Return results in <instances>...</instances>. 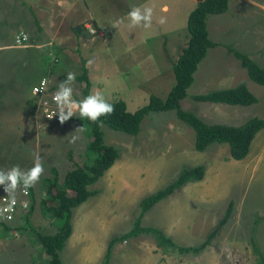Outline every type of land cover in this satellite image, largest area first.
<instances>
[{"label": "rangeland", "instance_id": "obj_1", "mask_svg": "<svg viewBox=\"0 0 264 264\" xmlns=\"http://www.w3.org/2000/svg\"><path fill=\"white\" fill-rule=\"evenodd\" d=\"M257 1L264 3V0ZM132 4L131 0H103L100 17L102 15V21L109 27L103 29V37L94 36L82 51L88 56L89 48L98 50L96 66L103 72L93 77L103 83L98 81L99 92L106 101L122 100L129 112L143 105L150 94L163 98L174 82L171 69L162 67L158 45L180 38L181 51L187 39L183 16H180V24L182 19L184 30L179 35L167 34L169 31L163 27L129 28L127 14ZM13 5L14 12L18 13L19 5L15 1ZM22 15L21 22L30 27V19L24 12ZM206 26L211 41L229 43L264 67V13L251 3L228 0L225 12L207 16ZM240 33H244L245 38ZM139 40L142 44H136ZM132 45L142 46L147 56L136 66L125 59ZM220 48L207 49L180 107L208 123L238 125L253 116L264 120V85L249 80L238 60ZM38 52L45 56L47 50ZM36 54L27 47L0 48V169L7 171L18 165L22 171H27L37 158L41 160L44 172L32 187L34 201L28 220L33 229L49 234L56 228L39 210L42 178L49 177L53 167L60 182L73 162L81 164L87 137L83 125L76 119L78 111L63 124L58 113L52 120L33 115L31 106L34 105L27 87L41 75ZM56 62L49 76L58 87L64 81L63 73L76 70L69 54H63ZM140 62L144 67L138 66ZM241 83L256 98L255 103L228 105L191 98L224 85ZM70 86L73 99L77 101L81 98L82 83L74 81ZM100 129L103 141L117 150L118 157L111 169L88 186L97 193L71 210V238H111L124 233L131 227L142 197L171 182L182 168L202 165L201 180L188 182L156 202L140 222L142 226L159 229L166 236L170 234L169 238L177 246H195L204 240L231 202L229 219L209 244L198 253L179 252L169 246H158L151 235L140 234L117 243L111 250L109 264H256L248 242L250 237L264 258V127L255 133L247 155L241 160L226 159V143H211L203 151H196L192 129L178 120L173 110L148 113L136 135L105 125ZM68 151L71 158L67 156ZM2 196H7L4 186H0V198ZM24 212L7 224L12 230L5 232L0 227V264H49L32 231L21 228ZM83 244L91 245L87 240ZM83 244L77 250L82 249ZM79 254L80 251H74L69 260L77 262Z\"/></svg>", "mask_w": 264, "mask_h": 264}, {"label": "trees", "instance_id": "obj_2", "mask_svg": "<svg viewBox=\"0 0 264 264\" xmlns=\"http://www.w3.org/2000/svg\"><path fill=\"white\" fill-rule=\"evenodd\" d=\"M195 1L194 7L188 12L186 18L185 31L187 39L185 45L181 48L180 54L171 66L174 83L163 98L150 94L147 101L132 112L126 110L125 103L120 99L107 101L114 106L115 111L111 115L101 116L96 124L86 118L82 119L80 115L76 118L83 125L84 134L87 137L82 153V163L73 162L71 167L64 172L60 182L58 181L56 169L51 167L50 176L42 178L40 185L43 195L39 199V210L42 216L47 217L51 225L56 228L55 232L49 234L40 233L30 226L28 218L32 211L31 204L34 201V197L32 188L27 190L29 203L22 215L24 224L21 228L24 229L26 227L32 231L43 255L48 257L49 264H63L59 258V251L71 233V210L84 202L89 196L97 193V190L89 189L88 186L97 181L118 157L117 150L103 141L102 131L98 124L102 123L112 130L136 135L140 129V122L148 113L173 110L175 117L192 129L193 147L196 151H203L211 143H226L228 145V156L233 160H241L247 155L250 142L255 133L264 127V120L256 116L250 117L238 125L208 123L194 113L180 107V101L187 96L186 90L192 83L193 73L197 64L205 56L207 49L215 46V43L208 38L206 18L210 14L223 13L227 8L228 2V0ZM78 28L84 29V26L76 25L73 27V31L77 33ZM225 49L227 53H231L238 60L249 80L256 84L264 85L263 67L256 64L246 53L236 50L230 45H226ZM79 68L80 73L75 75V81L82 83V87L80 89L81 98L77 101L89 96L90 88L82 58L80 59ZM191 98L195 101L242 106L256 102V98L243 84L195 94ZM70 154V151H68L67 156L69 158H71ZM203 172L204 168L202 165L184 167L171 182L142 197L138 202V211L133 218L131 227L124 233L115 235L108 240L100 264H109L111 247L115 242L134 238L140 234L153 236L156 244L160 247L169 246L179 252L198 253L202 251L229 219L232 210L231 202L227 203L222 216L209 230L204 240L195 246H177L159 229L142 226L140 221L144 213L152 205L170 195L185 183L201 180ZM0 227L5 232L13 229L1 221ZM248 242L252 254L256 256V264H264V258L255 245L253 238L250 237Z\"/></svg>", "mask_w": 264, "mask_h": 264}, {"label": "crops", "instance_id": "obj_3", "mask_svg": "<svg viewBox=\"0 0 264 264\" xmlns=\"http://www.w3.org/2000/svg\"><path fill=\"white\" fill-rule=\"evenodd\" d=\"M14 1L17 6L19 5L18 13L14 12ZM102 1L103 0H0V48H18L12 45V38L14 34L22 31L26 34L27 40L25 41L24 46L19 47H27L35 54L38 51L47 50V56L41 55L38 52V54H36L37 58L35 57L36 59H39L37 66L40 68L41 75L34 78L27 87V93L31 102L34 98L30 95L29 89L32 85L36 84L41 77H46L49 88L51 90H56L57 83L54 82L49 75L51 72H54V67L51 71V66H54V62L58 61L63 54H69L73 57L76 70L74 71L75 75L80 73V59L82 58L84 60V66L87 72L86 74L90 82L89 95L99 91L101 84L103 83L98 79L95 81L93 77L98 76L100 72H103L99 70L98 66H96V64H98V56H100L98 50L93 49L92 47L89 48L88 56H84L82 51L89 42L93 41L94 36L103 37V29L109 27L102 21V15L100 17L101 11H103L101 7ZM245 1L251 3L252 7L264 13V3L261 1ZM131 2L133 3V8L140 7L142 10L144 6L151 7L153 9L152 26L157 29L163 27L164 30L169 31L167 34L175 33V35H179L180 31L184 30V23L182 19L180 24V16H183L186 23L187 14L196 3L195 0H131ZM27 5L29 9L27 8ZM165 8L167 11H165ZM22 12H24L26 18L30 19V27L21 22L23 18ZM16 17H18V20H16ZM161 18L165 19V23H160ZM76 25H83L84 29L78 28L77 33H75L73 31V27ZM85 25H89L90 28L95 30V33H89L85 28ZM110 25H113L112 21H110ZM175 27L178 28L175 29ZM206 30L209 38L207 26ZM240 34H243L245 38L246 35L244 33ZM237 38L239 37L237 36ZM236 39L234 41L230 40L231 42H238ZM136 42V44H142V40ZM212 42L215 43V46L208 48V50L213 49L216 46H220L221 48L219 50L226 51L225 46L230 45L229 43L226 44L224 41L222 43H217L216 41ZM141 47L132 45V47L128 50L129 54L125 59H128L133 66H136L139 60L147 58L146 51ZM182 47L183 46H181V48ZM158 48L161 50L159 59L164 63L162 67L171 69V66L180 54V38H178V40L175 38L170 39L167 42L162 43V45L159 44ZM90 55L92 56L90 57ZM94 59L97 60V63L94 62ZM89 60L92 61L91 65L88 64ZM50 61H53V64L50 63ZM140 63L138 66L144 67L143 63ZM146 65L147 64H145V66ZM67 74L68 73H63L65 76H67ZM98 81H100L101 84ZM232 86L233 85H224L221 89H226L225 87L231 88ZM31 107L34 110V107ZM33 115H36L35 111ZM226 155V159L229 158L228 153H226ZM110 167L106 171L111 169ZM168 232L172 233V231L169 230ZM71 235L72 226L70 235L65 240L63 247L59 251V258L61 262L63 264H100L107 242L110 238H71ZM168 235V237L171 236L170 234ZM85 240H87V244L91 243V245H84L83 242L85 243ZM125 241L126 240L115 242L112 245L111 250H113L117 243L122 244ZM82 244L84 247L77 250ZM74 251H80L77 262L69 260V255Z\"/></svg>", "mask_w": 264, "mask_h": 264}, {"label": "clouds", "instance_id": "obj_4", "mask_svg": "<svg viewBox=\"0 0 264 264\" xmlns=\"http://www.w3.org/2000/svg\"><path fill=\"white\" fill-rule=\"evenodd\" d=\"M165 11H167L166 8ZM127 15L129 20L127 26L129 28L143 26L148 29L152 26L153 9L151 7H145L143 10L140 7H134ZM160 23H165V19L161 18ZM88 64L91 65L92 61L89 60ZM75 78L74 72H68L66 79L59 84L58 90L52 97L61 124L72 118L77 111L82 119L86 118L93 124H96L101 116L111 115L115 111L114 106L108 103L99 91L90 94L81 101L74 100L73 89L70 85L75 81ZM35 91H40V89ZM98 127H103V124H98ZM78 130H82V128ZM75 139L73 137V140ZM43 172L44 168L39 158L34 161V166L27 171H22L18 165L7 171L0 169V186H4V191L7 193L5 200L8 201V206L0 209V219H12L10 215L5 216L4 213L14 209L17 202V189L22 187L25 194H27V190L36 185Z\"/></svg>", "mask_w": 264, "mask_h": 264}, {"label": "built area", "instance_id": "obj_5", "mask_svg": "<svg viewBox=\"0 0 264 264\" xmlns=\"http://www.w3.org/2000/svg\"><path fill=\"white\" fill-rule=\"evenodd\" d=\"M85 28L89 33H95V30L90 28L89 25H85ZM26 40V34L22 31H19L14 34L12 38V45L15 47L24 46ZM42 81L44 82L43 84ZM36 89H40V91H35ZM55 92V90H51L49 88L46 77H41L36 84L30 87L29 93L34 98L33 104L36 115L41 116L45 120H52L54 118L55 114H57V107L52 99ZM6 197L7 196H2L0 198V209H4L8 206V201L5 200ZM16 201L17 202L14 206V209L7 213H4L5 216L10 215L12 219H0L1 222L8 224L9 222L16 219L19 213L24 211L27 207L29 200L22 187L18 191V197H16Z\"/></svg>", "mask_w": 264, "mask_h": 264}]
</instances>
